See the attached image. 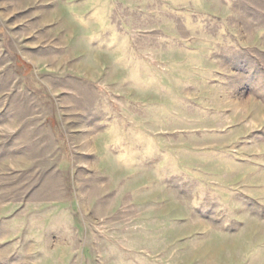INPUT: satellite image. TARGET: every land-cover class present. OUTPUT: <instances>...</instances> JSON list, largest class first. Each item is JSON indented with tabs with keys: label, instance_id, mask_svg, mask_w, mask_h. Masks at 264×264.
Segmentation results:
<instances>
[{
	"label": "rangeland",
	"instance_id": "rangeland-1",
	"mask_svg": "<svg viewBox=\"0 0 264 264\" xmlns=\"http://www.w3.org/2000/svg\"><path fill=\"white\" fill-rule=\"evenodd\" d=\"M113 121L190 177L113 169ZM0 264H264V0H0Z\"/></svg>",
	"mask_w": 264,
	"mask_h": 264
},
{
	"label": "clouds",
	"instance_id": "clouds-1",
	"mask_svg": "<svg viewBox=\"0 0 264 264\" xmlns=\"http://www.w3.org/2000/svg\"><path fill=\"white\" fill-rule=\"evenodd\" d=\"M112 43L116 46L115 63L127 73L128 79L136 85L138 90H144L149 82L143 76L144 57L133 51L126 36L114 34ZM179 82L183 83V81ZM103 147L115 170L130 172L144 170L160 182L174 175L186 174V179L190 177L183 162L175 154L165 150L156 137L139 126L126 127L119 121H113L104 133ZM114 151L118 154H114ZM155 155H160L161 161L155 168H145L144 162ZM209 198L212 197L209 196ZM199 206V204L190 205L193 211ZM33 251L32 247L25 249V256H31Z\"/></svg>",
	"mask_w": 264,
	"mask_h": 264
}]
</instances>
